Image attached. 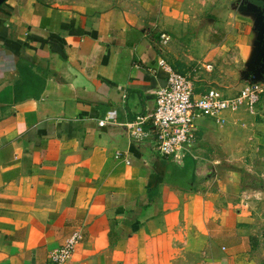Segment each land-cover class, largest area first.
<instances>
[{
  "label": "crops",
  "instance_id": "crops-1",
  "mask_svg": "<svg viewBox=\"0 0 264 264\" xmlns=\"http://www.w3.org/2000/svg\"><path fill=\"white\" fill-rule=\"evenodd\" d=\"M160 58L196 95L264 85V0L0 6V264H46L74 233L64 264H264V94L252 111L198 117L185 156L210 174L169 185L178 162L122 126L153 111ZM21 59L45 79L39 95Z\"/></svg>",
  "mask_w": 264,
  "mask_h": 264
},
{
  "label": "built area",
  "instance_id": "built-area-1",
  "mask_svg": "<svg viewBox=\"0 0 264 264\" xmlns=\"http://www.w3.org/2000/svg\"><path fill=\"white\" fill-rule=\"evenodd\" d=\"M170 40L168 34H160V51L165 49ZM157 65L166 75L164 85L156 91L153 111L146 117H138L122 126L134 140L152 137L154 151L177 162L189 153L198 117L218 118L224 112L241 108L252 111L264 94V85L246 84L233 96H226L214 88L196 95V88L187 75L174 71L164 58H160ZM115 120L116 112L109 111L98 125L102 127ZM145 125H148V131L144 130ZM120 156L119 152L115 154L116 158ZM78 238V233L72 234L63 246L49 255L46 264L66 263L74 252Z\"/></svg>",
  "mask_w": 264,
  "mask_h": 264
},
{
  "label": "trees",
  "instance_id": "trees-1",
  "mask_svg": "<svg viewBox=\"0 0 264 264\" xmlns=\"http://www.w3.org/2000/svg\"><path fill=\"white\" fill-rule=\"evenodd\" d=\"M28 65L29 61L24 59L17 63L18 71L27 78L24 90L26 89L27 92L38 91L37 94L39 95L43 89L45 79L32 75L27 69ZM169 170L170 172L165 177V183L188 190H192L198 182H201L210 174L209 168L186 156L178 163H170Z\"/></svg>",
  "mask_w": 264,
  "mask_h": 264
},
{
  "label": "water",
  "instance_id": "water-1",
  "mask_svg": "<svg viewBox=\"0 0 264 264\" xmlns=\"http://www.w3.org/2000/svg\"><path fill=\"white\" fill-rule=\"evenodd\" d=\"M5 0H0V6L4 3Z\"/></svg>",
  "mask_w": 264,
  "mask_h": 264
}]
</instances>
